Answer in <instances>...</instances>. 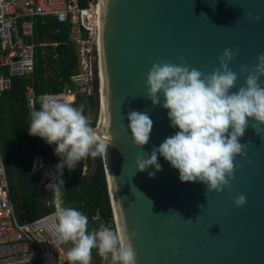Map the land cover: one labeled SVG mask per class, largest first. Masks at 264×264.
Returning a JSON list of instances; mask_svg holds the SVG:
<instances>
[{"label": "water", "instance_id": "obj_1", "mask_svg": "<svg viewBox=\"0 0 264 264\" xmlns=\"http://www.w3.org/2000/svg\"><path fill=\"white\" fill-rule=\"evenodd\" d=\"M99 22L100 119L94 130L112 139L101 161L116 231L126 227L136 264H264V138L251 127L240 138L248 144L247 155L236 157L231 186L207 198L203 183L181 182L162 156V170L154 178L148 175L151 166L139 172L135 165L139 152L150 153L177 131L167 110L144 96L151 64L178 63L183 57L210 73L222 51L234 47L233 71L254 65L264 52V0H100ZM243 81L240 76L237 87ZM129 111L148 112L154 121L141 148L133 145L127 128ZM89 158L84 187L98 165L97 156ZM82 167L80 160L77 174H84ZM239 194L247 203L237 208L232 201ZM70 247L64 245L66 253Z\"/></svg>", "mask_w": 264, "mask_h": 264}, {"label": "clouds", "instance_id": "obj_2", "mask_svg": "<svg viewBox=\"0 0 264 264\" xmlns=\"http://www.w3.org/2000/svg\"><path fill=\"white\" fill-rule=\"evenodd\" d=\"M248 18L260 20L258 15L249 14ZM237 52V48H225L217 57L218 67L210 73L192 67L183 57L178 63L159 60L151 64L144 96L153 107L160 105L167 110L170 127L177 131L150 153L139 152L136 171L151 166L154 171L148 175L154 178L162 170L158 162L162 156L178 170L181 182L203 183L206 198L231 186L238 167L236 157L247 155L248 144L240 143L245 130L251 127L264 138V52L257 54L254 65H241L238 73L229 66ZM240 76L244 77L243 85L237 87ZM74 101V97L43 95L39 109L29 113L28 134L55 145L54 152L60 157L56 168L61 174L65 167L72 168L89 155L107 156L112 145L111 137L98 136L82 106L74 107ZM126 118L133 145L141 148L148 144L154 125L148 112L129 111ZM63 185L62 179L47 185L57 202L48 228L61 244H71L66 253L69 264H91L93 249L101 257L110 255L112 264H136L137 252L126 227L116 232L100 225L90 231L84 213L61 206ZM232 203L237 208L244 206L246 195H237ZM200 207L202 210L203 205Z\"/></svg>", "mask_w": 264, "mask_h": 264}, {"label": "trees", "instance_id": "obj_3", "mask_svg": "<svg viewBox=\"0 0 264 264\" xmlns=\"http://www.w3.org/2000/svg\"><path fill=\"white\" fill-rule=\"evenodd\" d=\"M87 0H78L85 7ZM35 45L34 71L32 75H14L8 86L0 92V158L5 168L9 198L19 222H26L53 209V192L49 183L64 181L61 205L72 207L88 217L89 230L100 225L114 229L107 182L101 161L86 187L88 169L77 174L75 168L53 170L52 152L55 145L28 134L29 113L25 97V85H30L34 96L47 91H58L69 83V77L77 72V55L69 39V24L54 20L36 19L33 24ZM40 43H55L54 45ZM75 106L83 108L96 118L98 97L77 94ZM35 109L39 108L35 104ZM40 159L38 161L37 159ZM117 232V231H116ZM102 257L92 250L91 264H99ZM32 264V263H29ZM63 264H69L67 258Z\"/></svg>", "mask_w": 264, "mask_h": 264}, {"label": "built area", "instance_id": "obj_4", "mask_svg": "<svg viewBox=\"0 0 264 264\" xmlns=\"http://www.w3.org/2000/svg\"><path fill=\"white\" fill-rule=\"evenodd\" d=\"M99 4L100 0H87L85 7H79L78 0H0V92L8 86L11 76H29L34 71V21L42 18L68 23L69 39L73 42L77 55V72L69 77V83L55 92L47 91L34 96L31 86L25 85L27 107L31 111L38 110L34 106L38 104L40 107L43 95L74 97L75 101L78 93L84 97L97 96L98 113L93 121L94 129L100 119ZM52 159L55 170L60 157L54 150ZM37 160L40 161L39 158ZM81 160L82 173H85L88 169L86 157ZM56 203L53 197V209L50 212L19 222L13 212L5 168L0 158V264L65 262L66 243L61 244L48 228ZM112 222L116 231L113 215ZM110 259V255L108 258L102 257L99 264H112Z\"/></svg>", "mask_w": 264, "mask_h": 264}, {"label": "rangeland", "instance_id": "obj_5", "mask_svg": "<svg viewBox=\"0 0 264 264\" xmlns=\"http://www.w3.org/2000/svg\"><path fill=\"white\" fill-rule=\"evenodd\" d=\"M74 107H78L79 108V106H75V104L73 105ZM93 118H94V116L92 115V114H90V113H87V119H88V122H89V125L91 126V127H93L94 126V120H93ZM57 166V165H56ZM56 169H58V168H56ZM55 169V170H56ZM54 170V169H53ZM54 170V171H55ZM111 260V259H110Z\"/></svg>", "mask_w": 264, "mask_h": 264}, {"label": "bare ground", "instance_id": "obj_6", "mask_svg": "<svg viewBox=\"0 0 264 264\" xmlns=\"http://www.w3.org/2000/svg\"><path fill=\"white\" fill-rule=\"evenodd\" d=\"M99 11H100V4H99ZM101 91H102V90H101ZM69 98H71V97H69ZM102 109H103V107H102ZM102 122H104L103 111H102ZM99 126H100V129L103 128V127H104V123H103V124L100 123ZM101 139H102V138H101ZM104 160L106 161V156H104ZM106 166H107V162H106ZM107 171H108V168H107ZM117 232H119V229H118Z\"/></svg>", "mask_w": 264, "mask_h": 264}]
</instances>
